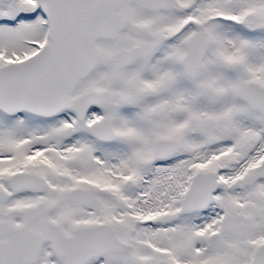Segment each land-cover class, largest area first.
Segmentation results:
<instances>
[{"label": "snow or ice", "instance_id": "1", "mask_svg": "<svg viewBox=\"0 0 264 264\" xmlns=\"http://www.w3.org/2000/svg\"><path fill=\"white\" fill-rule=\"evenodd\" d=\"M0 264H264V0H0Z\"/></svg>", "mask_w": 264, "mask_h": 264}]
</instances>
